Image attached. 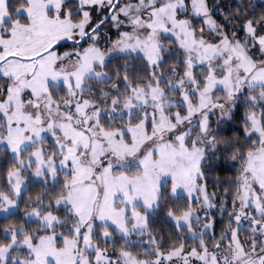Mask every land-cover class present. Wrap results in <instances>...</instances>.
<instances>
[{"label":"snow or ice","instance_id":"1","mask_svg":"<svg viewBox=\"0 0 264 264\" xmlns=\"http://www.w3.org/2000/svg\"><path fill=\"white\" fill-rule=\"evenodd\" d=\"M0 264H264V0H0Z\"/></svg>","mask_w":264,"mask_h":264}]
</instances>
